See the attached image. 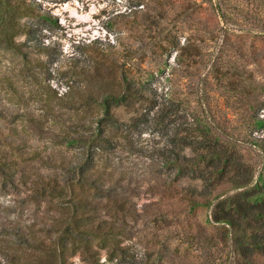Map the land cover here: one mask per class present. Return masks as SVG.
<instances>
[{"label":"rangeland","instance_id":"rangeland-1","mask_svg":"<svg viewBox=\"0 0 264 264\" xmlns=\"http://www.w3.org/2000/svg\"><path fill=\"white\" fill-rule=\"evenodd\" d=\"M25 2L30 9L15 16L29 22L31 33L13 35L15 48L0 33V75L11 77L0 80V102L5 110L15 111L12 120L21 135L15 138L25 143L21 150L34 155L26 167L17 168V174H28L29 187L18 177L16 183L6 185L0 179V222L19 215L30 222L35 214L41 218L60 214L56 206L30 199L49 198V190H33L38 184L34 164L46 174L61 170L42 158L50 152L71 154L77 144L69 143L66 136L78 130L97 132L101 123L102 135L112 133L118 144H103L95 153L96 164L107 171L126 172L132 179L100 191L97 198L104 203L114 198L119 201L115 206L124 202L125 210L120 212L126 213L137 251L150 255L155 264H166L165 257L172 254L189 255L194 264H234L225 235L234 232L224 219L228 208L224 199L244 198L246 190L251 194L248 198L264 194V148L244 139L250 134L264 138V0ZM3 3L11 1L0 0ZM131 90H141L144 97H131ZM109 92L113 97L106 112L100 105L101 94ZM159 109L162 120L156 127L142 120L131 126L137 147L170 145L189 154L192 139L208 133L217 139L220 157L210 156L209 161L182 170L178 166L174 170L168 162L163 173L154 171L148 150H130L114 127L121 130L131 116ZM231 179L235 187L215 193L222 180ZM183 186L212 190L213 200L171 215L203 223L216 242L173 239L164 246L141 240L137 234L154 228V219L160 218L156 204L183 199ZM106 256L102 249L101 261ZM74 259L86 264L78 254Z\"/></svg>","mask_w":264,"mask_h":264},{"label":"trees","instance_id":"trees-1","mask_svg":"<svg viewBox=\"0 0 264 264\" xmlns=\"http://www.w3.org/2000/svg\"><path fill=\"white\" fill-rule=\"evenodd\" d=\"M9 1L11 3L7 4L8 6L4 3L0 4V33L4 34V40L15 48L17 42L13 39V35L21 31L31 33L29 22H21L15 14L30 9V5L25 0ZM45 17L59 25L58 20L53 19V15L46 14ZM2 79L11 80V77L0 75V80ZM129 93L131 97H144L141 90H131ZM101 95L100 105L106 112H110L113 93ZM152 102L155 103L157 100L152 99ZM14 113V110H5L0 102V179L6 185L8 182L16 183L18 177L20 182L29 187L28 174L26 175V172L17 174V168L26 167L28 159L32 158L34 153L31 150H21L25 143L15 138L21 135L12 120L15 118ZM161 117L160 109L153 114L148 110L141 115L131 116L125 128L120 130L119 126L114 127L126 140L128 143L126 146L130 150H148L146 155L151 159L150 164L154 171L163 173L162 166L168 162L173 164L174 170L176 166L182 170L190 164L209 161L210 156L220 157L217 144H214L217 139L213 140L208 133L201 134L198 139H192L195 143L193 142L189 154L184 152L183 148L178 150L170 145L154 144L150 147L148 145L137 147L132 140L131 126L139 125V120H142L141 122L147 123L152 121L156 127L161 123ZM2 120L9 122L5 125ZM82 125L87 126V124ZM97 127L99 128L97 132L95 129L89 133L78 130L66 136L69 143L77 144V150L71 154L60 156L50 152L46 158H42L44 163L56 165L57 169L61 170L49 171L46 174L41 167L34 164L36 169L34 173L37 175L35 182L38 184H34L33 190H49V198L30 199L36 204L45 201L46 206H56L60 209L58 210L60 214L57 212L47 214L46 218L35 214L30 222L22 215L15 220L1 221L0 264H77L74 259L77 254L86 264H106L107 261L117 264H155L150 255L147 257L146 253L140 254L137 245L132 244L134 232L127 230L126 213L120 212L125 210L124 202L121 201L115 206L119 201L114 198H107V203H104L102 198H97L100 191H110L121 186L124 180L132 179L126 172L107 171L106 167L96 164L95 153L102 150L103 144L109 147L118 144L112 133L102 135L104 129L101 128V123ZM244 139L264 148V138L250 134L245 135ZM174 170L168 171L167 176L171 177ZM169 183L164 182L166 186ZM235 185L232 179L222 180L218 184L220 190L215 193L220 195ZM181 195L184 196L181 200H168L156 204L155 208L159 211L160 218L154 219L156 225L154 228L148 229L143 234H137L141 240H155L164 246L171 245L173 239L208 244L216 242V236L203 223L189 219L183 221L171 215L180 210L193 209L197 204H210L214 192L183 186ZM242 195L244 198L224 199V203L228 206L227 216L224 219L232 226L234 232L232 236L229 235V230L225 234L234 252L233 263L264 264V194L258 195L257 198H248L251 194L246 190ZM131 247L135 250H130ZM102 249L106 251L105 261H101ZM164 260L166 264H194V260L189 255L172 254Z\"/></svg>","mask_w":264,"mask_h":264}]
</instances>
